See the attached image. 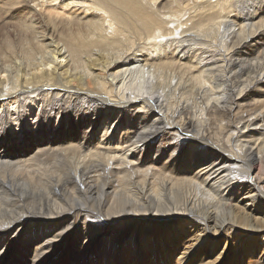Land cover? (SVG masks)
I'll return each instance as SVG.
<instances>
[{"label":"bare ground","instance_id":"bare-ground-1","mask_svg":"<svg viewBox=\"0 0 264 264\" xmlns=\"http://www.w3.org/2000/svg\"><path fill=\"white\" fill-rule=\"evenodd\" d=\"M52 1H0V264H264V0Z\"/></svg>","mask_w":264,"mask_h":264},{"label":"rangeland","instance_id":"rangeland-1","mask_svg":"<svg viewBox=\"0 0 264 264\" xmlns=\"http://www.w3.org/2000/svg\"><path fill=\"white\" fill-rule=\"evenodd\" d=\"M1 1V0H0ZM12 2L13 0H3V2ZM40 1V3L41 2H45L46 3V5H53V3H56L57 1H52V0H39ZM47 1V2H46ZM52 1V2H51ZM59 1H65V0H59ZM58 1V2H59ZM7 2V3H8ZM49 2V3H48ZM50 2H51V4H50ZM0 15H2L1 14V12H0ZM169 18H171V17H169ZM16 20H18V18H12V23L11 22H9V23H11V24H13V23H15L14 21H16ZM19 20H21V18L19 19ZM19 20H18V22H19ZM172 25H171V22H170V27L174 30V32L176 31L177 33H174L173 32V34L171 35V36H161L160 37V40L162 41H166L167 39L168 40H170V39H177V38H181L182 37V35H181V31H180V29H178V27H176V24H177V22L172 18ZM17 24V23H16ZM174 25V26H173ZM180 31H178V30ZM222 29H224V27L222 28ZM6 31H7V29H5ZM174 34H175V36H174ZM186 46H187V48H190L192 45H188L187 43H184ZM183 44V45H184ZM0 45L2 46V49H1V51H4L3 49H4V46H3V42H1L0 43ZM263 79V83H264V78H262ZM145 80H147L146 78H145ZM146 86H148V85H146ZM145 86V87H146ZM149 87V86H148ZM147 87V88H148ZM146 88V89H147ZM260 89H263V90H258L257 91V93H256V95L253 97V98H257V99H260V100H262V103L264 104V86H260ZM140 92H142V91H140ZM144 92V91H143ZM251 98V97H250ZM253 102V101H252ZM39 109L40 108H36V109H34V110H32V111H29L28 113L26 112V114H25V111H24V114H25V122H26V125H28L30 128H31V126L30 125H32V124H34L35 122H37V123H39L40 122V118H42L41 117V115H39ZM10 117H11V112H10V114L8 115V118L10 119ZM17 114H16V119L14 118V119H11V125H13V127L16 129V128H22V125L19 127V126H17L16 124L18 123L19 124V120L17 119ZM60 115L58 114V113H53V116H52V119L51 120H47L48 121V125L49 126H52V124H56L57 122H59L60 120ZM112 130H114V132L117 130H115V128L113 127L112 128ZM111 130V131H112ZM113 132V133H114ZM104 133H105V131L102 133V135H104ZM142 150H140V152H137V155H135V156H133L134 157V159H136V160H140L141 158H142ZM111 166V165H110ZM106 171H109L108 170V167H107V169H106ZM0 188H1V186H0ZM4 188H1L0 189V206H2V204H3V201H8L7 200V191H6V189H5V191L3 190ZM13 203H18L16 200L15 201H13ZM2 216L0 215V218H1ZM231 255H233V254H231Z\"/></svg>","mask_w":264,"mask_h":264}]
</instances>
